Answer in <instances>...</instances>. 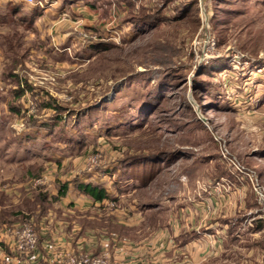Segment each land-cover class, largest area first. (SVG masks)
<instances>
[{"label":"rangeland","instance_id":"obj_1","mask_svg":"<svg viewBox=\"0 0 264 264\" xmlns=\"http://www.w3.org/2000/svg\"><path fill=\"white\" fill-rule=\"evenodd\" d=\"M25 8L22 16L37 10L29 25L18 15L0 25V220L13 226L4 232L58 218L116 219L123 205L167 216L186 207L199 227L198 209L213 195L223 242L201 264H264V0H34ZM111 22L119 36L103 41ZM127 160L139 162L134 178L144 186L128 179ZM92 177L115 200L71 188ZM112 239L110 264L122 247Z\"/></svg>","mask_w":264,"mask_h":264},{"label":"crops","instance_id":"obj_2","mask_svg":"<svg viewBox=\"0 0 264 264\" xmlns=\"http://www.w3.org/2000/svg\"><path fill=\"white\" fill-rule=\"evenodd\" d=\"M63 1L71 3L75 0ZM6 6L26 7L21 0H0V8ZM74 7L77 8L76 12L82 8L79 4L74 5ZM48 11H43V15L46 16ZM124 167L128 179L131 181L137 179L134 178L138 176L135 173L136 170L134 173L130 171L133 166L126 164ZM137 181L138 179L135 180V183ZM178 181L182 182L181 179ZM97 183L99 182L95 177H92L91 180L89 178L77 179L71 188L76 191L79 189L77 185L98 186L99 189L103 190L106 200H115L113 192L108 186L103 187ZM202 195L207 196L206 193ZM210 196L208 198L211 206L207 209H198V218H201L202 223L199 227L197 220L195 221L196 218H193L194 212L191 213L186 207H175L177 209L169 212L167 216L166 211L151 210L150 208L137 209L136 206L127 208L125 205L122 206L121 211H118L116 219H97L98 216L96 215L95 217H88L87 225H83L80 220L63 219L61 221L60 218L53 222H47L46 225L38 222L37 228L31 224L34 229H37L38 243L35 253L29 256L15 254L11 250L9 247L10 236L4 231L13 226L10 222H1L0 220V264H59L57 261L58 252L75 254L84 252L94 256L106 250L104 245L111 238L118 240V246H122L120 250L114 251L117 253L116 260H113L114 264L121 263L124 258L126 261L142 260L151 261L155 264H201L211 256L220 253L223 242L220 237L221 230L218 227L221 220L216 218L221 217V215H216L222 213V203L220 204L214 196ZM247 197V195L244 197L245 212L253 210V205L249 204L250 197L249 199ZM89 208L93 209V207ZM92 212L94 211L92 210ZM79 226L88 227L89 232H81L82 228ZM94 227H99L103 230L102 234H105L97 236L101 239L100 243L96 241L99 238L96 235L93 236ZM66 234L69 235L66 236ZM80 249L82 252H79ZM186 257L188 260L185 259ZM183 258L184 260L181 262Z\"/></svg>","mask_w":264,"mask_h":264},{"label":"built area","instance_id":"obj_3","mask_svg":"<svg viewBox=\"0 0 264 264\" xmlns=\"http://www.w3.org/2000/svg\"><path fill=\"white\" fill-rule=\"evenodd\" d=\"M21 2L25 6H34V0H21ZM116 30L117 29L115 22H111L107 26H104L106 35L102 38V40H116V38L119 36ZM96 40L97 38H93L92 41L89 40V43H96ZM238 171L241 172L240 169H238ZM258 194L261 198H263L261 192H259ZM9 236L11 239L9 247L15 254L29 256L30 254L35 253L37 245V235L30 223L23 225L20 224V226L10 232ZM57 261L59 262V264H110L109 254L107 251H104L98 256H93L86 253L74 254L71 252H58ZM139 264L145 263L143 261H139Z\"/></svg>","mask_w":264,"mask_h":264},{"label":"trees","instance_id":"obj_4","mask_svg":"<svg viewBox=\"0 0 264 264\" xmlns=\"http://www.w3.org/2000/svg\"><path fill=\"white\" fill-rule=\"evenodd\" d=\"M22 10L23 8L15 7V6H6L4 8H0V25H4L5 23L11 22V20L14 19V15H18V19L21 24L29 25V23L32 21V16L37 13V10H34V12H31V13L26 12L25 16L21 15L23 14V12L21 13ZM26 15H29V16H26ZM99 45L100 44L98 43H94L90 45V48L95 49ZM138 163H139L138 161L129 162L128 160L123 162L124 165L126 164L132 165L133 167L130 169V171L134 173V171L136 170L135 172L136 175H138L137 172H139L137 171V169L138 168L140 169V165ZM138 180L141 185L146 184V181L141 183L142 180L140 178H138ZM77 187L80 188L85 193H87L89 196H91L95 200H100L104 198V192L103 190L99 189L98 186L77 185ZM260 226H263V225L260 224Z\"/></svg>","mask_w":264,"mask_h":264}]
</instances>
